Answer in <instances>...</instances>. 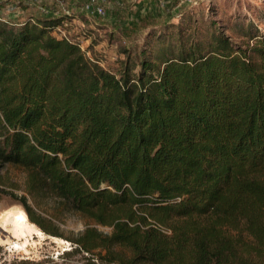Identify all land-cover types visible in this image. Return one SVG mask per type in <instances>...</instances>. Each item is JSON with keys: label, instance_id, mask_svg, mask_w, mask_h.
<instances>
[{"label": "trees", "instance_id": "obj_1", "mask_svg": "<svg viewBox=\"0 0 264 264\" xmlns=\"http://www.w3.org/2000/svg\"><path fill=\"white\" fill-rule=\"evenodd\" d=\"M38 1L44 17L0 15V164L111 229L86 227L60 264H264V29L232 23L113 72L53 34L74 0ZM152 1L149 27L167 25L176 0Z\"/></svg>", "mask_w": 264, "mask_h": 264}, {"label": "rangeland", "instance_id": "obj_2", "mask_svg": "<svg viewBox=\"0 0 264 264\" xmlns=\"http://www.w3.org/2000/svg\"><path fill=\"white\" fill-rule=\"evenodd\" d=\"M87 1L67 3L70 9L64 10L65 7L62 10L64 20L53 30V34L80 38L84 45V50H81L86 57L113 72H119L127 60L130 64L138 62L144 50H147L146 56H160L169 44L180 45L181 41L190 38L192 41L198 37L206 40L216 28H226L232 23L241 24V30L245 31L248 26H252L253 31L257 27L264 29V0H176L175 16L170 18L167 25L154 28L149 27L153 20H146L143 16L152 0H90L103 6L104 13L101 14L88 13L81 7L72 8ZM156 1L164 2L160 6L155 4L150 10L166 8L167 0ZM38 4V0H0V15L10 25H17L27 17H44L38 12ZM139 6L141 10L136 14ZM213 20L216 24L212 23ZM226 33L236 41H244V36L232 29H226ZM0 176L7 189V193L0 197V215L10 208L22 210L27 215L30 227L28 246L22 248L11 243L14 238L0 227V264L13 259L41 261L48 255L60 264L63 252L72 247L71 238H75L86 227L95 226L102 232L111 231L109 227L69 209L50 193L32 195L29 189L30 172L23 167L0 164ZM21 198H26L32 209L44 218L43 224L55 233L44 230L30 220ZM88 256L84 252L76 254L74 263H87ZM95 264L104 263L95 261Z\"/></svg>", "mask_w": 264, "mask_h": 264}, {"label": "bare ground", "instance_id": "obj_3", "mask_svg": "<svg viewBox=\"0 0 264 264\" xmlns=\"http://www.w3.org/2000/svg\"><path fill=\"white\" fill-rule=\"evenodd\" d=\"M27 215L22 210H15L14 208L7 209L0 215V227L10 233V237L14 238L16 246H28V235L30 234V227L27 223Z\"/></svg>", "mask_w": 264, "mask_h": 264}, {"label": "built area", "instance_id": "obj_4", "mask_svg": "<svg viewBox=\"0 0 264 264\" xmlns=\"http://www.w3.org/2000/svg\"><path fill=\"white\" fill-rule=\"evenodd\" d=\"M83 9L88 12V13H104V8L103 6L97 4L95 1H87L84 6ZM79 42V46L82 50H84V45L80 42V40H78Z\"/></svg>", "mask_w": 264, "mask_h": 264}]
</instances>
